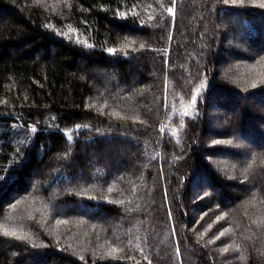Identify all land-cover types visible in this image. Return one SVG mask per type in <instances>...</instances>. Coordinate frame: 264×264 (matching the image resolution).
I'll return each instance as SVG.
<instances>
[{
    "label": "trees",
    "instance_id": "obj_1",
    "mask_svg": "<svg viewBox=\"0 0 264 264\" xmlns=\"http://www.w3.org/2000/svg\"><path fill=\"white\" fill-rule=\"evenodd\" d=\"M262 4L0 0V264H264Z\"/></svg>",
    "mask_w": 264,
    "mask_h": 264
},
{
    "label": "rangeland",
    "instance_id": "obj_2",
    "mask_svg": "<svg viewBox=\"0 0 264 264\" xmlns=\"http://www.w3.org/2000/svg\"><path fill=\"white\" fill-rule=\"evenodd\" d=\"M239 34H240V31H236L234 33H230V31H226L225 32L226 37H228V36L230 37V36L233 35L234 37H237L238 38L239 37ZM246 52L248 53V51H246ZM230 58L232 59V56L226 55V60H230ZM215 96L216 97L214 98V100L217 101V99H218L219 96L218 95H215ZM249 101H250L251 105L254 107V109H259V110H261V111L264 112V104L263 103L258 102L257 99H251V98L249 99ZM210 113H211V115H214L215 113H217V111L215 110L214 105H213V108L211 109ZM222 127H223V121H221L219 119H214L213 122H212V124H211V128H212L211 133H208V135H206L202 139L203 142L204 143H206L208 141L211 142V140H213L214 139V136H215V135H213V131H221L222 130L221 129ZM204 139H205V141H204ZM245 142H246V147H242V149H246L244 151V153L246 154V151L247 150H250V148H253L254 146L252 145V143H249L247 140ZM210 144H212V143H210ZM109 173L110 174L112 173V169L109 170ZM204 188H207V186H206L205 183H199L198 185L195 183V184H193V188L192 189L195 191V190H198V189H201L202 190ZM193 202H194V200H193ZM196 208H197V205L196 204H192V205L188 206V210H189L190 213L195 212ZM100 217L103 218L104 220L109 219V217L107 218L103 214H100Z\"/></svg>",
    "mask_w": 264,
    "mask_h": 264
},
{
    "label": "snow or ice",
    "instance_id": "obj_3",
    "mask_svg": "<svg viewBox=\"0 0 264 264\" xmlns=\"http://www.w3.org/2000/svg\"><path fill=\"white\" fill-rule=\"evenodd\" d=\"M226 2H227V0H226ZM261 7H264V4H262ZM168 11L171 13L172 12V8H169ZM109 51L111 52V51H114V50L110 49ZM12 235H15V233H12Z\"/></svg>",
    "mask_w": 264,
    "mask_h": 264
}]
</instances>
